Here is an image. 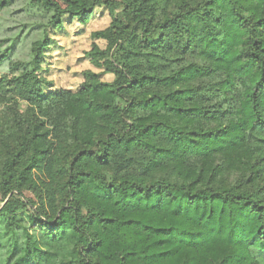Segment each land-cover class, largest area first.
<instances>
[{
    "label": "trees",
    "instance_id": "obj_1",
    "mask_svg": "<svg viewBox=\"0 0 264 264\" xmlns=\"http://www.w3.org/2000/svg\"><path fill=\"white\" fill-rule=\"evenodd\" d=\"M30 3L105 7L87 55L113 79L45 90L46 38L0 76V264H259L264 0Z\"/></svg>",
    "mask_w": 264,
    "mask_h": 264
},
{
    "label": "rangeland",
    "instance_id": "obj_2",
    "mask_svg": "<svg viewBox=\"0 0 264 264\" xmlns=\"http://www.w3.org/2000/svg\"><path fill=\"white\" fill-rule=\"evenodd\" d=\"M51 13L34 6L30 0H11L0 10V50L8 52L7 59L0 66V76L12 72L14 63L28 65L33 57L31 48L35 41L47 39L42 49L40 74L44 78L45 90L79 89L84 80L82 72L91 70L102 81H112L113 74L95 66L87 55L92 43L100 49L106 48V41L95 39L92 33L106 28L110 15L105 7H96L87 23L64 16L61 26L51 23ZM25 103H20L23 110ZM26 195H30L26 192ZM1 205V199H0ZM259 264L264 256L258 255Z\"/></svg>",
    "mask_w": 264,
    "mask_h": 264
}]
</instances>
